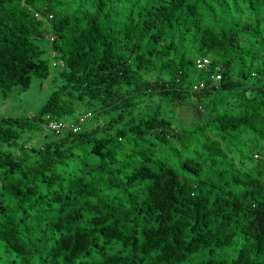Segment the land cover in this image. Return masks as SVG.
I'll return each instance as SVG.
<instances>
[{"label":"trees","instance_id":"obj_1","mask_svg":"<svg viewBox=\"0 0 264 264\" xmlns=\"http://www.w3.org/2000/svg\"><path fill=\"white\" fill-rule=\"evenodd\" d=\"M33 79L0 264H264V0H0V97Z\"/></svg>","mask_w":264,"mask_h":264},{"label":"rangeland","instance_id":"obj_2","mask_svg":"<svg viewBox=\"0 0 264 264\" xmlns=\"http://www.w3.org/2000/svg\"><path fill=\"white\" fill-rule=\"evenodd\" d=\"M61 70L62 67L58 66L56 69H53V72L56 75ZM55 89L56 86L51 83L33 79L29 89L25 91L14 89L9 98L2 99L0 97V117L35 115ZM190 111L192 112V109ZM190 111L177 109L176 115L181 125L187 124L190 121ZM93 123L94 121L91 120L87 122V125L90 126ZM34 146L37 145L34 144Z\"/></svg>","mask_w":264,"mask_h":264},{"label":"built area","instance_id":"obj_3","mask_svg":"<svg viewBox=\"0 0 264 264\" xmlns=\"http://www.w3.org/2000/svg\"><path fill=\"white\" fill-rule=\"evenodd\" d=\"M52 40V39H51ZM208 60L207 59H203L201 62L200 61H198L197 62V67L199 68V69H201V68H205L207 65H208ZM218 69L219 68H217L216 70L218 71ZM212 79L214 80V81H219L220 79H221V76H220V74L219 73H216L215 75H213L212 76ZM200 86H202V84L200 85ZM196 87L197 86H195L194 87V90L196 89ZM87 116H89V115H87ZM85 118H82L80 121H81V123L83 122V120H84ZM51 127L53 128V129H56V130H58L59 128H60V125H51Z\"/></svg>","mask_w":264,"mask_h":264},{"label":"clouds","instance_id":"obj_4","mask_svg":"<svg viewBox=\"0 0 264 264\" xmlns=\"http://www.w3.org/2000/svg\"><path fill=\"white\" fill-rule=\"evenodd\" d=\"M49 39H50V41H51L52 38H49Z\"/></svg>","mask_w":264,"mask_h":264}]
</instances>
